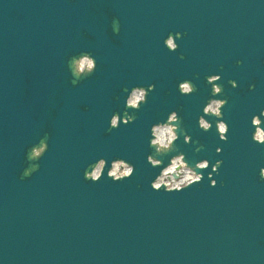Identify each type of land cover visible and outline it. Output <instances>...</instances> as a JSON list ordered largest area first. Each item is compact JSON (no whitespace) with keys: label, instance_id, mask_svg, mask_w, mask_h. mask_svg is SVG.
<instances>
[{"label":"water","instance_id":"water-1","mask_svg":"<svg viewBox=\"0 0 264 264\" xmlns=\"http://www.w3.org/2000/svg\"><path fill=\"white\" fill-rule=\"evenodd\" d=\"M176 32L179 47L170 52L163 39ZM36 35L43 45L31 67L30 51L41 40ZM83 53L95 57L96 70L74 84L68 62ZM217 72L223 77L220 98L227 100L223 119L230 126L224 144L215 124L208 132L196 124L210 95L205 78ZM184 79L193 84L191 96L179 94L177 82ZM233 79L238 88L228 83ZM144 83L156 88L133 113L134 122L105 127L110 102L117 95L123 102L125 88ZM261 108L259 0H0V260L264 264V146L252 143L248 130ZM172 110L193 143L184 144L181 135L158 158L167 163L183 152L190 163L221 159L215 188L209 186L210 165L201 183L187 190L151 189L159 169L146 163L154 153L149 127ZM21 132L27 141H15ZM43 138L48 150L29 161L32 146ZM216 146L223 148L219 157ZM101 156L125 158L135 174L117 183L106 176L98 183L84 179ZM32 163L37 169L24 176Z\"/></svg>","mask_w":264,"mask_h":264},{"label":"clouds","instance_id":"clouds-1","mask_svg":"<svg viewBox=\"0 0 264 264\" xmlns=\"http://www.w3.org/2000/svg\"><path fill=\"white\" fill-rule=\"evenodd\" d=\"M264 4V0H259ZM118 30V29H117ZM181 38V33H169L167 38L163 39V46L170 52H175L179 47L177 41ZM237 63H241L238 61ZM68 69L73 77L75 84L81 78L90 76L96 70L95 57L87 53L74 56L68 62ZM223 77L220 73L209 74L205 78V82L211 86L210 95L203 103L200 109V115L197 117V127L203 131L208 132L215 124L217 139L220 144L227 143L228 134L230 132L229 123L223 119V109L227 104V100L220 98L223 89L221 81ZM233 89L239 87V82L235 79L228 82ZM179 94L181 96H191L195 89L191 80L184 79L177 82ZM254 84L249 85L250 90L255 89ZM155 84H148L144 86H130L124 89V108L122 111L114 112L108 120V127L117 129L121 125L127 127L134 122L133 113L140 110L141 106L147 103V97L150 92L155 91ZM212 117L213 119H209ZM180 115L177 111L172 110L167 114V118L162 121L154 122L149 127V147L154 149L153 154L146 156V163L153 169H159L158 173L154 175L150 182V187L153 191L163 189L165 192H182L190 187L201 183L204 178L203 170L209 169L208 174L209 186L215 188L217 180L213 178V174L217 173L223 161L216 159L214 162L208 158H202L190 163L188 157L183 152H178L167 158V163L162 158L164 154L169 153L173 149V145L180 140L183 135V143L188 145L193 143V138L190 134L183 131L180 127ZM250 139L252 143L264 146V108L254 112L248 125ZM48 150L47 138H43L38 144L32 146L28 153L29 161H38ZM201 149L196 148L199 152ZM223 148L215 147L216 156H221ZM110 161V166H109ZM38 165L32 163L24 170L23 175L29 176L37 169ZM106 167L108 168L105 172ZM135 174V167L123 157H98L85 170L84 179L92 183H98L105 176L112 182L117 183L133 177ZM259 177L264 179V167L259 168ZM0 264L3 261L0 260Z\"/></svg>","mask_w":264,"mask_h":264}]
</instances>
